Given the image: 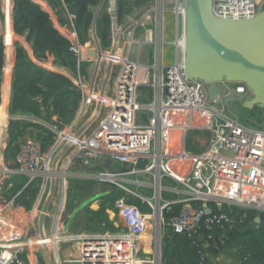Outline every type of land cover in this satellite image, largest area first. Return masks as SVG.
<instances>
[{"label": "built area", "instance_id": "2783aa9c", "mask_svg": "<svg viewBox=\"0 0 264 264\" xmlns=\"http://www.w3.org/2000/svg\"><path fill=\"white\" fill-rule=\"evenodd\" d=\"M169 2L175 6V33L178 21L180 32L178 44L170 55H166L167 49L160 40L162 37L157 34L164 33L167 21L162 15V25L157 28L159 17L156 9L166 11L165 5ZM187 3L188 0H153L145 11L131 18L137 11L138 7L135 6L131 14L123 16L121 26L117 28L120 36L111 54L113 35L110 46H102L96 19L103 10L109 15L112 10L118 12L117 0L98 1L88 28L90 39L84 44L80 43L74 29V16L67 4L61 1V8L68 19L62 28L69 29L73 40L68 51L77 60V75L72 76L71 80L79 89L81 98L74 118L62 130L28 113L9 112L7 115L11 119L43 125L55 136L46 150L38 137L20 139L10 162L0 141V264H36L35 254L43 245L52 254L55 251L51 243L68 240L63 234L62 218L66 202L65 177L69 176L68 170L73 161L86 168L100 167L99 172L89 175L107 176L114 181L121 179L122 175L136 172L152 173L154 178L160 180L168 177L182 185L187 196L163 201L161 192L165 187L159 183L156 197L162 203L160 208L157 207V212L153 208L151 218L147 212H141L128 201L131 191L115 182L125 192L113 202L114 209L125 223V229L115 234L104 231L78 234L75 240L79 245V256L70 264L155 262V258L139 256L140 239L149 226L152 229L153 224L171 226L174 233L192 239L193 246L202 242L197 254L199 264H215L203 250L207 246L206 239L211 238L210 235L206 237L203 230L223 228L229 224L235 219L234 208L264 212V129L240 123L223 109L222 99L228 100L234 96L244 98L249 92L246 85L230 82L218 84L219 94L210 103L206 84L185 75L182 23L183 9ZM13 8L14 0H0L3 24L1 41L5 54L13 46ZM52 8L55 12L56 8ZM263 8L264 0L212 1L213 13L222 18H248ZM135 44H138L136 50ZM145 44L151 45L152 64L141 61V49ZM49 57L55 67L54 58ZM108 63H111L110 78L101 94ZM83 64L93 66L89 79L79 71ZM97 102H100V109L92 119ZM84 126L85 129L75 136ZM175 132H179L181 137H173ZM191 132L207 133L209 138L202 150L186 149L185 138ZM68 142L71 143L70 148L58 160L53 173L52 161ZM106 158L109 159L108 164L125 165L124 170L110 171L104 168ZM53 174L56 176V189L46 213L45 239L42 240L37 233L29 231L23 220H7L5 215L11 209L23 207L20 198L27 185L41 178L47 186ZM21 175L28 176L26 183L8 198V191ZM147 204L152 208L150 200H147ZM173 205H179V209L165 222L162 212ZM245 216L246 213H242L239 223ZM158 241L155 257L163 263Z\"/></svg>", "mask_w": 264, "mask_h": 264}, {"label": "trees", "instance_id": "16d2710c", "mask_svg": "<svg viewBox=\"0 0 264 264\" xmlns=\"http://www.w3.org/2000/svg\"><path fill=\"white\" fill-rule=\"evenodd\" d=\"M48 1L53 7H59V11L61 12H64L61 8V1L67 4L70 12L74 16V29L78 34L80 43H86L88 38L87 30L93 16V11L89 7L96 6L98 0ZM140 2L137 0L132 2L129 0H117L118 17H120L118 18L119 22H122L123 16L129 15L135 6H140ZM142 2L145 3V0ZM67 23L68 19L65 14L64 18L60 20L59 27H54L49 20L48 14L38 4L30 0H14L13 31L17 34H22L25 31L28 32L27 40L31 43L32 50L39 59H47V56H52L55 64L74 70L77 60L68 51L69 46L73 44V40L70 36L69 29L62 28ZM96 27L102 46H110L111 17L107 11L103 10L99 13L96 19ZM4 57L5 48L0 39V95L3 85ZM70 95H74L75 98L72 100L71 106H68ZM79 96L80 94L75 91L74 86L64 83L54 72L33 64L24 48L19 44H15V63L13 66L10 104L12 113L39 114L37 108L41 100V102L50 105V112L47 118H54L53 123L47 122L55 125L59 121L58 123L62 125V123H69L71 112L75 109ZM28 123L30 122L26 120L11 119L9 124L10 141L7 144L8 147L14 146L15 142L25 132V128L28 126L30 128L34 127ZM39 128L41 133L40 137H42V142L46 146L49 142H52L53 134L43 125ZM124 168H121V170ZM77 189L85 190L86 188L79 187ZM36 190L37 187L34 183L27 185L22 191L20 200H24L26 194L32 191L28 194L30 197ZM121 194L122 191L115 189L106 194L105 197L107 199L109 197L117 198ZM91 195H87V197ZM87 197L84 196V198ZM22 205L25 208L29 206L28 202L22 203ZM67 208L68 211L72 210L71 206ZM178 209L179 205H173L170 209L164 211L165 222H168L177 213ZM234 209L235 219L229 224L224 225L223 228L203 230L206 237L208 235L211 236V238L206 239L207 246L203 250L210 258H215V255L218 256L222 253L225 246L236 245L241 247L240 253L244 255L239 258L237 264H264V212L257 213L252 209L246 211L237 208ZM225 210L228 209L225 208ZM244 212L246 216L239 223V219H241V215ZM258 214L260 215V222L258 227L254 229L251 223ZM191 240L187 235L174 233L171 226H166L162 245L164 264H199L197 254L203 244L201 242L197 246H193ZM232 240L234 243L230 244Z\"/></svg>", "mask_w": 264, "mask_h": 264}, {"label": "crops", "instance_id": "0c3cea01", "mask_svg": "<svg viewBox=\"0 0 264 264\" xmlns=\"http://www.w3.org/2000/svg\"><path fill=\"white\" fill-rule=\"evenodd\" d=\"M30 1L38 4L40 6V8L48 14L49 20L54 27H57V28L59 27L60 20L62 18H64L65 12L59 11V9H58L59 7H57L55 12H54L52 5L49 3L48 0H30ZM106 1L109 2V0H106ZM142 1L143 0H141L140 5H142L141 7H145V8L143 10H141L138 14H141L143 11H145L146 7L151 5L153 0H145V3H143ZM141 7L138 6L137 10L140 9ZM92 8H95V6L89 7V9H91L94 12V9H92ZM2 30H3V24H2V17L0 16V39H1V35H2ZM60 31L63 32L62 30H60ZM110 32L112 34V28L110 29ZM27 34H28L27 31H25L22 34H17L15 32H13V46L10 47L8 50H6V54L4 57V71H3V78H2L3 79V85H2L1 95H0V111H1V108L5 109L7 115L9 114V112H11V105H10L11 104V85H12V79H13V66L15 63V44H19L22 48H24L28 58L31 60V62L33 64H35V65H37V66H39L45 70L62 74L69 81H71V83H72V80H71L72 76L77 75V64L73 70V69L61 67L58 65H56L54 67L53 66L54 64L52 63V58L51 57L48 58V56H47V59H39L34 54V52L32 50L31 43L28 42V40H27ZM87 37H88L87 40L89 42L90 37L88 34V30H87ZM10 66H11V69L8 70V68ZM79 71L84 78L89 79L93 73V66L83 64L82 66H80ZM71 85L74 86L73 83ZM80 98H81V94L77 99L75 109L71 112V118L68 122H70L74 118L76 110H77L79 102H80ZM37 110H38L39 114H34V113L33 114L28 113V114L33 115V116L38 117V118H41L42 120L49 121V122L53 123V121L51 120V117L47 118V115L50 112V105L49 104L41 102V100H40L39 107L37 108ZM4 121H5V123L2 126V123ZM10 121H11L10 117H7V116L6 117H0V126H2V128H0V141L2 143V146H5V147L7 146V144L10 141V138H9ZM26 121L30 122L28 124H32L34 127L30 128L28 126L27 128H25V130H24L25 132L17 140V142H15L14 146L17 145V143L20 139L27 137V136L36 135L38 137V139L41 141L42 148L44 150H46L50 146L51 142H49L46 146L43 144L42 137H40L41 133H40V128H39L41 125L38 123H34L32 121H29V120H26ZM191 133H189L188 136ZM175 136L177 138L181 137L179 132L173 133V137H175ZM190 137H194V135L192 134ZM185 145H186V149H188L190 151H195V150L189 149L192 147L190 145H188V148H187V139L186 138H185ZM16 149H17V146H16ZM12 156H13V154H12ZM124 166L125 165L107 164L106 166L104 165L103 167L106 169H109L110 171H113V170H115L116 167L120 169V168H124ZM99 169H100V167L86 168V167L80 166L78 161L77 162L73 161L71 163V165L69 167V171H70L69 177H71L73 179L70 181L71 188L69 189V192L78 193V194H80V192H81V195L82 196L84 195L86 197H87V195H91V194L92 195L87 197V198H84V196H83L80 199V201H75V200L71 201V204L68 205V206H71L72 210H70V211L67 210L68 206L66 205V202H65L66 206H65V211L63 213V218H62V220H63L62 230H63V234L66 236V238L68 240H62L61 239V240H57L56 242L54 241V243H51V245L53 246L52 249L55 251V253L51 254V252H49L50 264H70V261H75L78 258V256H79V245L76 243V240H75V238L77 237L78 234L94 233V232L96 233V232H103V231L108 232L109 234H115V233L123 231L125 229L124 221L117 214L116 210L113 207L112 202L114 201V199L116 197H113V198L109 197L108 199L105 197L106 194H108L109 192H112L113 190L116 189L115 185L109 183L110 185L105 186L103 184L88 183V181H85V179L92 177L89 175V173L93 174V173L97 172ZM142 174H143V176H142ZM149 174H151L153 176L152 173H149ZM144 175H148V173L136 172V173H132V174L122 175L121 179H118L117 181L119 184L123 185L129 191H131V193H132L131 195H135L138 198H140L141 196L138 195V193H139L138 189L141 187H144V181L141 178V176L145 177ZM20 177H23L24 179L18 177L19 179L17 178L14 181L13 188H11L8 191V196H7L8 198L12 197L18 190H21L23 185L26 183V181L28 179L27 175H21ZM166 178L170 182L174 181L168 177H164V179H166ZM18 180H20V181H18ZM159 180L160 179L157 178V181H159ZM33 183L36 185L37 190L34 192V194L32 193L30 197L28 194H30L32 191L28 192V194H26V198H25L26 200L24 199L26 202H28L29 206L27 208H25V206L23 205V207H21V208L11 209V211L5 215V218L7 220H12V221H17L19 219L23 220L25 223V226L29 229V231L30 232L33 231L34 233H37L39 236L38 227L36 228L38 217H39V210L38 209H39L42 201L44 202L43 199H45L46 194L48 192L47 186L49 185V182H48V185L46 186V184L40 178H38ZM159 183L161 184V180L159 181ZM162 183H163V181H162ZM72 184H73V186H72ZM163 184H164L163 187H165V190H162V192H161V199H162V194H165L167 196L170 194L172 195L173 192L176 193V198H174V199L183 198V197L187 196V194L185 195V193H184L185 188L182 185L178 184L180 189L175 191L176 189H174V188H173L174 190H168L169 188H171L170 184H166V183H163ZM77 186H79L81 188H86V189L85 190L84 189L83 190L77 189V188H79ZM116 190L119 191L118 189H116ZM67 191L68 190L66 189L65 194ZM124 193L125 192H122L121 195H123ZM141 198H143V197H141ZM88 199H92V200L89 201L88 203H86L75 214V216L70 220L69 224L67 225V222H68L71 214L73 213V211L76 208H78L81 203H83L84 201H86ZM129 199H130V196H128V201L135 205L136 201H134V200L131 201ZM143 199L146 202H147V200L152 201L149 198H143ZM25 201H24V203H26ZM21 202L23 203L22 199H21ZM110 203H112V204H110ZM166 210H168V209H166ZM166 210H163V212H162L163 218H164V211H166ZM152 226H153L152 229L149 226L148 230L142 235V237L140 239L139 256H140V258H146V259H154L155 258V262L138 263V264H164L163 256H162V245H163V239H164V230H165L166 226H169V225L161 226L160 229L158 230L157 235L154 232L156 225L153 224ZM158 235L160 236V239H159V237H156ZM158 240H160V245H161V258L160 259H162L163 263H161V261H159V259H156V257H155V253H156L155 252V245H157V242H159ZM35 255L36 256H35L34 262L36 264H39V260H40L41 264H44L42 254H41V250L40 251L38 250ZM213 261L215 262V264H237L239 262V258L238 259H236V258L230 259V258H227L226 256H224V254L220 253L218 256L215 255V258H213Z\"/></svg>", "mask_w": 264, "mask_h": 264}, {"label": "water", "instance_id": "95a60500", "mask_svg": "<svg viewBox=\"0 0 264 264\" xmlns=\"http://www.w3.org/2000/svg\"><path fill=\"white\" fill-rule=\"evenodd\" d=\"M213 0H188L183 9L182 32L184 38L183 68L189 79L206 84L207 100L212 103L219 94V82L243 83L249 89L251 98L243 101L245 109H264V8L258 14L248 18H222L212 11ZM141 7L131 15L134 18L143 10ZM113 40L110 53L113 54L120 33L117 24V12H110ZM111 71L108 63L104 71L101 94L105 91ZM55 73V72H54ZM58 75L64 83L71 85L65 76ZM100 109L97 102L92 119ZM85 126L78 131V136ZM71 143H66L54 157L51 171H56L58 160L69 150ZM109 159H105L106 166ZM104 180L103 176H95ZM106 180V179H105ZM107 180H109L107 178ZM111 181V180H110ZM56 189V176L50 177L48 192L42 204L37 221L40 239H45V217ZM80 204L71 214L67 225L75 214L89 201ZM206 208V204H204ZM209 213V210L206 208ZM260 215H256L251 226L256 229ZM44 264H50L49 251L45 245L41 248Z\"/></svg>", "mask_w": 264, "mask_h": 264}, {"label": "rangeland", "instance_id": "374dc122", "mask_svg": "<svg viewBox=\"0 0 264 264\" xmlns=\"http://www.w3.org/2000/svg\"><path fill=\"white\" fill-rule=\"evenodd\" d=\"M165 6H166V8H165L166 11H164V12L161 9H156L157 15L159 17L157 28L160 25H162V21H161V16L162 15L164 16V21L165 20L167 21L164 33H162L160 35V33H159L161 31V28H160L158 30L159 34H157V35L159 37H162V39H160V40L163 43V45L165 46V49H167L166 50V55L168 53L170 55L171 54L170 52H172L173 49L178 44V39H179L178 36H179V32H180V22L178 21V23H177L178 28H177L176 33H175L176 17H175L174 11H173V8L175 7L174 3L173 2H169ZM92 9H95V8H92ZM118 18H120V17H118V12H117V24H118V26H121V22H119ZM111 28H112V21H111ZM140 38L141 39L143 38L142 34H141ZM87 42H88V40H87ZM137 47H138V44H135L134 45V49L136 50ZM150 48H151V45L145 44V45H143V47L141 49V53L143 54V57H142L141 61H142L143 64H152L153 63V58L150 55ZM132 55L135 56V53L132 52ZM223 82H228V81H223ZM223 82H219L218 84L220 85ZM230 83H236V82H230ZM74 89H75V91L77 93L80 94V91H79V89L77 87H74ZM140 93H142V92H140ZM141 95L143 96V94H141ZM74 98H75L74 95H70L69 100H68V106H71L72 100H74ZM249 98H251V94L249 92L242 99H240V98H238L236 96H234V98H231V99H228V100L223 98L222 99V104H223V107H224L223 109H224V111L227 114L233 116V118H235L240 123L242 122V123H244L247 126H251V127L253 126V127H256V128H263L264 129V109H260V108L245 109V108L242 107L243 101H245V100H247ZM51 120L53 121L54 119L51 117ZM58 122L59 121H57L55 123V125L60 130L64 129L65 128L64 126H66L68 124V123H62V125H60ZM93 124H94V122H93ZM52 134L55 136V134L53 132H52ZM192 134L194 135V137H190ZM33 136L37 137L36 135H33ZM208 138L209 137H208L207 133H204V132H192L187 137V148H188V145H190L192 147L189 148V149L195 150L196 152L200 151V150L203 149V147L205 145V142L207 141ZM15 149H16V145L15 146H11L9 148H8V146L5 147V153L8 156L7 160L9 162L12 160V158L14 156V153L16 151ZM12 154H13V156H12ZM115 171H122V170H121V168L119 169V168L116 167ZM69 172L70 171L68 170V173ZM97 172H99V170ZM142 176H143V174H142ZM142 176H141V178L144 181V187H141V188L138 189V191H139L138 195H140L143 198L151 199L152 200L151 201L152 202V208L141 197L138 198L135 195H129L130 196L129 200L136 201L135 205L138 207V209L141 212H144V213L147 212L152 218L153 208L154 209H155V207L156 208L157 207L160 208L161 207L160 203H162V202H160V200H158V197H156V192L158 190L157 189L158 186L156 185V183L159 184L160 180L157 181V177L154 178L149 173H148V175H144L145 177H142ZM19 178L24 179L23 177H19ZM72 179L73 178H71L69 176L65 177V184H66L65 191H66V189L68 190L66 192V205L67 206L71 204V201H74V200L75 201H80V199L84 196V195L83 196L81 195V192H80V194L69 192V189L71 188L70 181ZM18 181H20V180H18ZM85 181H88V183L103 184L105 186L113 184V185H115L116 189H118L119 191L124 192V190L119 185H117L115 183V182H118V181H114L113 179L100 180V179L92 176V177H89V178L85 179ZM162 181H163V183L170 184L171 185L170 187L172 189L173 188L176 189L175 191L180 189V187L178 186V183H176L174 181L170 182L169 180H167V178L164 179V177H163L161 179V185L162 186H164ZM48 186H47V190H48ZM72 186H73V184H72ZM174 198H176V193L175 192H173L172 195L170 194V195H167V196L165 194H162L163 201H165V200H173ZM25 200H23V203H24ZM42 203H43V201H42ZM42 203H41V205H40V207L38 209L39 210V214H40V210H41V207H42ZM112 203H110V204H112ZM36 228H37V226H36ZM159 229H160V226L157 225L155 227V230H154L156 235H157ZM156 237H159V235L156 236ZM233 243H234V241L232 240L230 242V244H233ZM240 252H241V247L236 246V245L225 246L223 248V250H222V254H224V256H226L227 258H230V259H233V258L238 259L240 257H243L244 255L242 253H240ZM39 264H41L40 260H39Z\"/></svg>", "mask_w": 264, "mask_h": 264}, {"label": "bare ground", "instance_id": "6f19581e", "mask_svg": "<svg viewBox=\"0 0 264 264\" xmlns=\"http://www.w3.org/2000/svg\"><path fill=\"white\" fill-rule=\"evenodd\" d=\"M7 116V114H6V111H5V109H2L1 108V111H0V117H6ZM4 123H5V121L2 123V126L4 125ZM2 126H0V128H2ZM103 178H105V179H112L111 177H107V176H103ZM156 185L158 186V184L156 183ZM157 208L155 207V212H157Z\"/></svg>", "mask_w": 264, "mask_h": 264}]
</instances>
